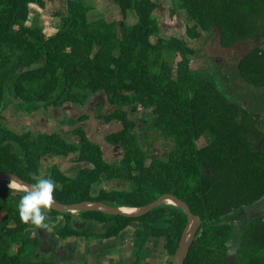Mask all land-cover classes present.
I'll use <instances>...</instances> for the list:
<instances>
[{"label": "trees", "instance_id": "1", "mask_svg": "<svg viewBox=\"0 0 264 264\" xmlns=\"http://www.w3.org/2000/svg\"><path fill=\"white\" fill-rule=\"evenodd\" d=\"M57 1L0 0V94L10 90L30 101L31 109L37 102L46 107L85 104L100 91L119 111L139 104L148 111L149 127L172 137L173 151L167 163L149 174L141 169L142 179L127 177L129 165L120 170L118 175L136 189L116 197L118 207H142L163 194H174L202 220L184 264H264V119L230 102L204 70L191 65L216 32L227 48L254 41L262 47L243 56L241 77L250 87L264 89V0H174L170 14L185 13L191 23L190 41L162 34L155 14L158 4L152 0H114L126 18L121 26L92 19L90 0L66 1L52 36L37 22L28 23L32 5L44 8ZM50 94L54 101L47 100ZM120 136L113 144L135 151L136 133L128 128ZM201 138L207 146L199 149ZM44 142L42 150L48 148ZM62 144L66 150L77 149ZM101 160L96 153L90 161L100 166ZM65 198L61 192L57 200L70 203ZM233 213L239 228L229 219ZM97 215L113 222L115 233L131 220L140 222L138 252L150 237L163 240L170 263L188 222L187 215L171 205L137 219ZM0 239V264H53L36 260L37 248L24 239L19 252L12 253L21 235L4 234ZM146 258L139 254L137 262Z\"/></svg>", "mask_w": 264, "mask_h": 264}, {"label": "flooded vegetation", "instance_id": "2", "mask_svg": "<svg viewBox=\"0 0 264 264\" xmlns=\"http://www.w3.org/2000/svg\"><path fill=\"white\" fill-rule=\"evenodd\" d=\"M106 1L118 5L114 0ZM90 2L93 5V1ZM91 18L102 19L98 15ZM103 19L109 23L117 22ZM118 23L122 25V22ZM0 98V173L13 174L32 185L41 177L52 178L59 185L54 192L58 203L62 192L70 202L68 204L94 202L118 207L114 199L133 194L136 189L132 181L118 175L120 170L129 165L131 169L127 170V177L142 179V171L149 174L158 164L167 163L173 151L172 137L149 127L151 118L148 111L139 104L119 111L109 103L104 91L93 95L85 104L68 102L61 107H46L45 103L37 102L34 109H31L30 101L19 99L10 90L0 94ZM54 99L53 94L47 96L49 101ZM137 106L143 112H136ZM117 113L121 119L116 117ZM106 126L108 134L104 131ZM128 128L131 133H136L138 145L130 153L123 144H113L115 138H123L120 134ZM101 130L108 143L105 147L97 142ZM69 131L71 136L66 134ZM45 140L48 148L42 150L40 146ZM158 140H164V149L155 147ZM62 142L77 146V149L66 150ZM96 153H100L102 159L100 166L90 161ZM9 184L8 181H0V237L4 234L22 236L20 243L11 246L12 253H18L26 241L37 248L36 260L45 259L53 264H172L162 248L164 245L153 237L138 252L135 243L140 222L136 220H131L115 233L112 231L114 223L97 215L101 212L62 214L50 208L46 213L47 228L26 224L17 208L26 192L11 188ZM67 186L68 191L63 192ZM10 201H13L12 206L8 204ZM232 217L238 216L233 213L229 219ZM233 220L239 228V220ZM139 254L147 256L146 260L137 262Z\"/></svg>", "mask_w": 264, "mask_h": 264}, {"label": "rangeland", "instance_id": "3", "mask_svg": "<svg viewBox=\"0 0 264 264\" xmlns=\"http://www.w3.org/2000/svg\"><path fill=\"white\" fill-rule=\"evenodd\" d=\"M66 1L59 0L55 3H47L44 8L32 5L31 16L29 24L37 22L42 27L47 36H52L57 33L58 25L60 23L59 15L64 11ZM94 9L91 12V17L98 15V17L109 19L110 21H124V14L122 10L115 4H109L106 0H92ZM158 4L155 14L159 20L162 28V34L168 38L175 37L181 40H191L188 34L190 21L184 12L180 11L177 14H170L173 10L172 0H152ZM88 4H92L88 2ZM38 12V14H37ZM132 23L133 18H129ZM261 44L264 45V40ZM256 42H243L233 47L227 48L221 42V37L218 32L216 36L209 40L208 43L199 51L195 58L192 59L191 65L195 70H204V73L212 79L218 90L223 93L226 98L233 103L245 105L251 111L258 113L264 119V89L250 87L241 77V60L248 50L258 47ZM262 47V46H259ZM143 112L141 107L137 106L136 112ZM64 117V116H63ZM104 128L105 133L109 130ZM261 133H264V122L261 125ZM104 131L101 130L97 138L98 144L104 147L108 145L104 137ZM67 135L71 136L69 132ZM198 148L207 146L205 138L197 141ZM158 149H164V140H158L155 143ZM10 206L13 201L8 202ZM15 204V203H14ZM163 244V240L160 241ZM160 248L162 246H159ZM163 248V247H162ZM159 249V248H158ZM158 252V251H157Z\"/></svg>", "mask_w": 264, "mask_h": 264}, {"label": "water", "instance_id": "4", "mask_svg": "<svg viewBox=\"0 0 264 264\" xmlns=\"http://www.w3.org/2000/svg\"><path fill=\"white\" fill-rule=\"evenodd\" d=\"M14 179H19L21 184H18L15 189L27 192L28 189L31 187L32 184L23 181L22 179L18 178L17 176L9 173H0V181H8L11 182ZM162 205H171L176 208L182 210L188 218L187 226L183 232L181 237V241L179 244V248L173 258L172 264H184L192 245L195 242L197 234L201 228L202 220L199 216L195 215L192 212L191 207L188 205L187 202L183 201L182 199L178 198L173 194H165L158 198L153 203L143 206V207H114L110 206L105 203H94V202H80L76 204H61L58 202H54L52 210H55L59 213H84V212H101L106 215L111 216H122L128 219H137L141 218L154 209L162 206ZM240 215L245 218L246 215L244 212L240 211ZM238 219V217H232ZM77 223V222H76Z\"/></svg>", "mask_w": 264, "mask_h": 264}, {"label": "clouds", "instance_id": "5", "mask_svg": "<svg viewBox=\"0 0 264 264\" xmlns=\"http://www.w3.org/2000/svg\"><path fill=\"white\" fill-rule=\"evenodd\" d=\"M21 184L19 179L10 182L9 187L15 188ZM59 185L50 177H41L31 185L28 191L20 198L17 205L21 220L37 228H47V211L53 207L55 202L54 192Z\"/></svg>", "mask_w": 264, "mask_h": 264}]
</instances>
